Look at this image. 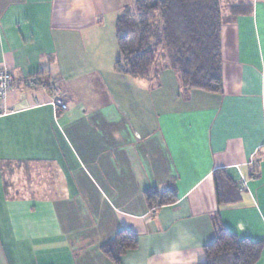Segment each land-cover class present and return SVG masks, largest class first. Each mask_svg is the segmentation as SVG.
I'll use <instances>...</instances> for the list:
<instances>
[{
    "label": "crops",
    "instance_id": "crops-1",
    "mask_svg": "<svg viewBox=\"0 0 264 264\" xmlns=\"http://www.w3.org/2000/svg\"><path fill=\"white\" fill-rule=\"evenodd\" d=\"M129 1L0 0V264H115L102 246L124 228L138 245L120 264H199L217 216L264 264V0L222 10L219 93L186 88L166 53L146 77L118 64L103 20ZM216 169L238 203L218 205Z\"/></svg>",
    "mask_w": 264,
    "mask_h": 264
},
{
    "label": "trees",
    "instance_id": "trees-1",
    "mask_svg": "<svg viewBox=\"0 0 264 264\" xmlns=\"http://www.w3.org/2000/svg\"><path fill=\"white\" fill-rule=\"evenodd\" d=\"M232 8L241 13L249 6L243 1ZM222 25L221 0H131L115 22L121 54L118 64L133 77H146L165 49L186 88L222 92ZM213 179L218 205L240 201V186L225 169H216ZM145 197L151 209L178 199L173 189L161 193L147 190ZM214 230L215 239L203 247L205 258L199 264L257 263L262 241L239 237L218 216ZM137 245V235L124 228L102 246V252L113 263L120 264L121 257Z\"/></svg>",
    "mask_w": 264,
    "mask_h": 264
},
{
    "label": "built area",
    "instance_id": "built-area-1",
    "mask_svg": "<svg viewBox=\"0 0 264 264\" xmlns=\"http://www.w3.org/2000/svg\"><path fill=\"white\" fill-rule=\"evenodd\" d=\"M11 78H12L11 74L7 71L0 73V101L5 100L6 95L11 88ZM54 92H55L54 103L57 106L65 107V103L60 98L59 90L57 88H54Z\"/></svg>",
    "mask_w": 264,
    "mask_h": 264
},
{
    "label": "rangeland",
    "instance_id": "rangeland-1",
    "mask_svg": "<svg viewBox=\"0 0 264 264\" xmlns=\"http://www.w3.org/2000/svg\"><path fill=\"white\" fill-rule=\"evenodd\" d=\"M129 1V0H127ZM129 3H131V0L129 1ZM231 5V0H222V10L225 12H228V7ZM118 13H121V12H118ZM115 14L113 13V10L112 11H108L105 18H104V24L107 26V27H112V29H114V24H115ZM165 49L162 50V53L159 55V60H161V58H163V54L165 53ZM7 180H8V177H7Z\"/></svg>",
    "mask_w": 264,
    "mask_h": 264
},
{
    "label": "clouds",
    "instance_id": "clouds-1",
    "mask_svg": "<svg viewBox=\"0 0 264 264\" xmlns=\"http://www.w3.org/2000/svg\"><path fill=\"white\" fill-rule=\"evenodd\" d=\"M177 252H178L177 246H176L175 244H173V245H172V248L169 250L168 255H169L170 257H172L173 260H174L175 255L177 254Z\"/></svg>",
    "mask_w": 264,
    "mask_h": 264
}]
</instances>
